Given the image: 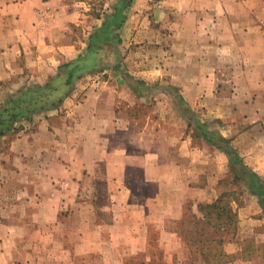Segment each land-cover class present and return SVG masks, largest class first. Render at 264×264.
<instances>
[{
	"label": "crops",
	"instance_id": "obj_1",
	"mask_svg": "<svg viewBox=\"0 0 264 264\" xmlns=\"http://www.w3.org/2000/svg\"><path fill=\"white\" fill-rule=\"evenodd\" d=\"M81 22L77 0H0V101L74 60ZM120 33L157 48L130 72L154 84L146 92L116 71L89 74L0 137V264H153L156 247L164 264H191L175 225L234 176L217 135L264 181V0H132ZM173 90L211 142L189 128ZM124 94L162 99L170 115L158 128L139 121L116 100ZM246 194L258 217L243 222L264 231V207ZM221 248L222 264H238L236 240Z\"/></svg>",
	"mask_w": 264,
	"mask_h": 264
},
{
	"label": "rangeland",
	"instance_id": "obj_2",
	"mask_svg": "<svg viewBox=\"0 0 264 264\" xmlns=\"http://www.w3.org/2000/svg\"><path fill=\"white\" fill-rule=\"evenodd\" d=\"M77 1H79V7L81 9V19H82V22L79 24L78 30L81 33V38L84 37V39H86V46L85 49L75 59H77L79 56L83 55L89 50L88 44L91 43L96 33V30L104 26V24L110 20V18L112 17V15L116 10L117 4H119L120 2V0H77ZM130 5L124 11L125 18H126L127 10L129 9ZM115 33L119 34L121 41L117 42L116 37H111L109 41L103 40L102 47L96 54L98 67L89 72H85L79 79L89 74L93 75V73L97 74L98 72H103V71H110V72L116 71L126 76L127 85L131 88L132 91H135L136 93L140 94L141 92H144L145 89L151 87L154 84L148 85L146 84L145 80L138 78L137 76H133L131 74L132 72H135L138 67L134 61L136 60L142 61L141 64L144 65L145 68V66L151 63L150 61L152 59L159 57V55L156 54L157 48L153 46V44L150 45L147 43L146 44L128 43L126 42V39H125L126 43L123 44V38L120 33V28L116 29ZM58 72H59V67L57 69V72L54 74V76ZM79 79L76 81L71 91L75 89ZM87 81L89 82L90 79L87 78ZM82 96L83 93H81L77 98L80 99ZM172 96H173L174 106L177 109V111L184 118H187L188 121H190L189 128L193 126L192 128L199 130L196 121H200V118L199 119L197 118L195 112L186 105L183 98L179 97L176 91L173 90ZM120 99L125 105L126 104L131 105L128 106V109H126L125 112L127 111L131 116H134V118L139 119V121L140 120L144 121L149 116L151 119L156 121L155 126L157 128H158L157 123L163 120L165 115L166 116L170 115L169 113L165 114L164 112L165 110L162 108L163 106V103L161 102L162 99H159V101L151 99V101H149L147 99L139 100L138 98H136L135 100V99H131L127 94L123 95V99L117 96L116 100L119 101ZM5 100L6 99L1 100L0 104ZM23 121H28V120L24 119L18 121L15 123V125ZM2 145L4 144L0 142V148L3 147ZM240 156L243 158L242 153H240ZM220 184L223 187L224 191L226 190L227 192L229 191L232 192V194L230 195V198L232 199L231 201L232 209L236 213L238 220L239 217L240 220L242 219L240 224H238L237 222L236 230L233 233L230 232L225 234L226 240H230V241L236 240L237 247H239L240 249L238 252L239 254L233 257L232 261L235 260L238 264H264V231H260V232L254 231L253 229L256 228L255 226L243 222V218L245 217H258V214L256 213L253 214L252 209L248 211L247 209L245 210L243 208L244 201L247 196L246 192H250L248 186L246 185V183L243 182L242 179L238 181L234 176L229 179L221 180ZM194 211L195 209L192 210V212ZM175 230L179 235V237L181 238V240L183 241L186 251L189 252L188 257H190L191 264H208L203 261L202 254H204V256L205 254H207V252L209 251V246L203 247V245L199 243L197 240L196 241L192 240L191 242H187L181 236L182 234L181 232L183 233L191 232L190 234H192L193 237H197V234L194 232L196 230L194 223L185 222L182 223L181 225L176 224ZM159 248L160 247H156L157 252L155 255V259L153 260V264H164L163 256L159 254L161 251ZM214 251L218 253L219 251H222V248L219 249L218 247H214L212 252ZM211 259L212 258L210 256L208 260ZM216 260H218V262H212L209 264H222L227 261V257L221 256ZM129 263L144 264L141 261L137 262L135 260Z\"/></svg>",
	"mask_w": 264,
	"mask_h": 264
},
{
	"label": "trees",
	"instance_id": "obj_3",
	"mask_svg": "<svg viewBox=\"0 0 264 264\" xmlns=\"http://www.w3.org/2000/svg\"><path fill=\"white\" fill-rule=\"evenodd\" d=\"M130 4L131 0H120L110 20L96 30L91 43L88 44L89 50L86 53L75 60L61 64L59 72L50 77L46 83L20 90L0 104V137L13 130L16 122L24 119L30 120L37 113L57 108L68 97L76 81L85 72L98 67L96 54L102 47V41H109L111 37H116L117 42L121 41L115 30L122 26L125 19L124 11ZM196 124L199 132L211 142L206 124L200 121H196ZM215 141L229 157L234 177L238 181L242 179L250 192L259 198L264 207V181L245 164L240 153L230 146L228 140L217 135ZM229 192L223 191L213 203H197L194 212L191 209L187 218L177 222L180 225L185 222L194 223L196 228L194 232L197 237H193L191 232H181V236L187 242L197 240L203 247L209 246L207 254L205 256L202 254L203 261L208 264L218 262L216 259L224 256L223 251L217 253L212 250L214 247L220 249L226 240L225 234L233 233L236 230L238 218L231 206L230 195L232 192ZM208 255L211 256V260H208Z\"/></svg>",
	"mask_w": 264,
	"mask_h": 264
}]
</instances>
